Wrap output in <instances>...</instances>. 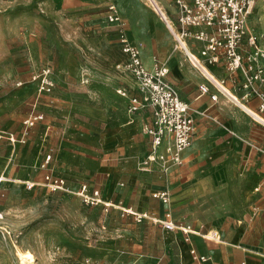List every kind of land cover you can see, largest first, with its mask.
Segmentation results:
<instances>
[{"label": "rangeland", "instance_id": "1", "mask_svg": "<svg viewBox=\"0 0 264 264\" xmlns=\"http://www.w3.org/2000/svg\"><path fill=\"white\" fill-rule=\"evenodd\" d=\"M137 1L155 14L149 0ZM160 3L174 13L173 0ZM107 7L90 0H0V226L6 228L0 230V264H26L24 253L35 256L34 264H172L177 252L179 264H189L181 243L162 228L106 215L75 194L79 182H87L136 208L158 209L153 185L138 169L150 148L144 128L151 117L140 116L137 132L130 123L138 117L116 92L117 86L134 92L136 85L120 68L125 59ZM253 9L249 27L264 45V0ZM45 68L55 90L39 96L30 77ZM33 113L44 120L24 138ZM211 126L206 124L210 133ZM240 141L243 146L220 149L216 141L204 147L173 183L178 217L219 230L227 243L238 236L244 211L264 196L258 180L264 179V154L250 155ZM49 156V172L72 182L70 191L53 193L44 185L42 165ZM119 181L126 183L122 194L114 193ZM231 181L239 188L229 187ZM242 240L252 261L264 260L255 253L263 236L249 231ZM211 257L215 264H241L245 254L223 244L213 247Z\"/></svg>", "mask_w": 264, "mask_h": 264}, {"label": "built area", "instance_id": "2", "mask_svg": "<svg viewBox=\"0 0 264 264\" xmlns=\"http://www.w3.org/2000/svg\"><path fill=\"white\" fill-rule=\"evenodd\" d=\"M257 1L174 0L177 11L175 21L171 20L165 11L159 10L161 13L158 12L157 15L172 33L177 50L184 52L189 62L221 93L224 94V87L210 76L208 66L218 65L220 60H224L230 75L241 70L246 80L244 89L248 91L245 98L252 95L259 98L260 112H264V91L258 87L264 85V45L261 44V38L249 27V20ZM109 12L108 22L117 25L122 52L127 57V62L120 65V68L133 77L138 91L137 97H130L125 89L119 90L118 94L128 99L132 113L147 108L153 112L154 120L144 128V132L151 139L150 151L139 163L138 169L146 174H152L157 170L163 177L168 178L172 169L183 165L184 152L192 145L195 137L193 109L188 102L180 98L178 89L167 80L169 68L155 62V68L148 70L143 63L141 49L128 39L117 8L111 6ZM195 48L199 50V56L194 53ZM30 83L36 85L39 96L51 95L55 90L54 77L47 68L34 73L30 77ZM22 85L23 83H20L19 86ZM200 91L209 94L210 87L201 85ZM211 99L218 101L215 95L211 96ZM202 115L205 116L204 113ZM253 116L264 123L260 116ZM43 120V114L33 113L24 123L26 131L24 138L30 129ZM8 136L15 143V137L12 134ZM3 137V134H0V140ZM50 161L49 156L42 165V169L47 171L44 185L53 193L70 191L65 178L49 172ZM25 184L29 190L35 188L34 182L28 181ZM123 186L121 184L120 188ZM75 194L85 206L101 208L106 215L117 211L121 217H131L139 224L152 221L168 232L178 230L183 233L185 241H190V237L196 235L204 240L221 242L215 231L204 232L174 222L169 189L152 193L153 199L168 208L162 218L148 212H138L126 206L121 200L107 199L100 189L88 184H82ZM258 214H261L264 220V209H255L254 217ZM191 255L200 264L208 260L199 256L196 250H192Z\"/></svg>", "mask_w": 264, "mask_h": 264}, {"label": "crops", "instance_id": "3", "mask_svg": "<svg viewBox=\"0 0 264 264\" xmlns=\"http://www.w3.org/2000/svg\"><path fill=\"white\" fill-rule=\"evenodd\" d=\"M90 1H92L94 4H99L101 6L108 5L106 12L107 19L110 13V7L115 6L117 8L118 13L124 24L125 32L128 39L141 49V57L146 68L148 70H153L155 68V62H158L159 64L164 66L166 65L170 71L167 76V80L178 89L180 98L191 105L193 109L192 116L195 118L196 123V131L192 145L184 152L183 165L180 168L172 169L171 173L168 175V178L163 177L162 174L161 176H158L156 175V172L152 174H146L141 172L140 173L143 174L144 177L149 178L150 183L153 185L152 193L168 189L171 191L170 206L173 214V220L175 223L182 224L185 226H192L195 230H204V232L215 231L219 235L221 242L208 241L206 239L204 240L202 237L196 235H192L190 237V241H185L183 233L178 230L168 232L164 230L162 226L154 224L152 221H144L143 223H151L156 227L162 228L166 233L171 234L177 242L181 243V247L185 249L186 254L188 255L187 258L189 259V264H200L195 259H193L191 255L192 250H196L199 256L206 257L208 259L204 264H215L214 259L211 257L213 247L221 246L223 244L233 246L234 248L239 251H242L245 254V259L241 262V264H264V260H251L252 258L247 255L249 248L244 244L242 240V236L249 231L256 232L257 235L259 234V236L261 235V238L262 236L264 238V220L262 218V215L258 214V216L254 217L255 209H264V196L261 198V200H257L250 207H248L246 211H244V213L241 215L238 221V236L231 243H227L223 239V234L220 233L219 230H215L205 223L195 224L190 223L188 221L186 222L180 217H178L175 211L176 201L173 183L179 180L181 174L183 173V171H185V166L187 168V166L191 164V162L198 161V159L202 157L204 147H212L213 145L216 146V141L221 142L220 149L227 147L228 145L243 146L242 143H240V140H243L246 141V143L248 144V147L246 148L250 155L259 152L261 154H264V123L256 117L254 118L253 116L255 114L259 115L260 118L264 120V112H260L261 101L259 98L253 95L251 97L245 98L248 91L244 89L246 80L244 78L243 72L241 70H238L235 74L230 75V73L226 69V64L224 63V60H220L218 65L208 66L210 76L218 83L220 82L225 89H227L229 92L232 93V95H234L235 98H238V101L240 102L238 103V101H232L230 98H227L225 94L218 91V89L212 85L211 81H209V79L205 75H203L202 72H200L193 64L189 62L184 52L182 53L181 51L177 50L172 33L167 28L165 23H163L162 21L160 22L158 18H156L158 15L153 10L152 11L157 16L149 11L147 12L146 10L141 9L137 0ZM158 1L160 2V0ZM159 2L158 4H161ZM173 5L174 13L169 11L171 14L170 16L168 15V11H166V13L171 20L175 21L177 11L174 4V0ZM160 6L162 7V5ZM166 6L169 7V5ZM150 22H153L156 25L158 32H156L151 27L152 25L150 24ZM109 25L113 30V33L118 42L120 52L122 53L126 63L127 57L122 52V47L118 34V27L116 24L112 23H109ZM245 48L249 51L247 47ZM195 52L199 54V50L196 48L194 49V53ZM126 74L130 76V79H132L134 81V84L136 85V82L133 77L128 73ZM114 78L116 79V81H119V79H123L121 75H115ZM201 85H208L210 87L209 94H203L200 91ZM258 87L260 90L264 91V85H259ZM121 89H125L130 97L138 96L137 85L134 89V92L131 89L129 90L125 87L117 86V94L118 91ZM213 95L217 96L218 101L215 102L211 99V96ZM119 96L124 101L129 114L138 117L130 123L131 125L136 124L134 128L137 132H140V116L148 113L151 119L150 121H148L147 124H145V126L152 123V120H154V118L151 109L147 108L132 113L129 109L128 99L122 97L121 95ZM202 113H204L205 116H201ZM206 124H211L214 126L221 125V127L218 129H214V126H211L212 133H210L209 130L206 129ZM146 136L148 135L146 134ZM149 151L150 148L147 154L149 153ZM258 180L262 185L264 179L259 178ZM67 183L69 188H71L70 184L72 182L67 181ZM79 184L80 185L77 190L82 184L89 185V183L87 182H79ZM121 184L124 185L122 188H120ZM261 185H259L260 187L256 188V192L260 193L262 187ZM229 187L238 189L239 185L236 181H231L229 182ZM125 189L126 183L124 181H119L114 187V193L122 194ZM103 195L107 199L121 200L115 198L114 195H109L105 192H103ZM121 201H123L126 206L132 207L138 212H148L156 215V217L159 218H162L168 209L166 206H163L158 200L155 199H153V201L157 203V210L136 208L133 205L126 203L124 200ZM112 213L120 215V213L117 211H113ZM125 218H129L134 221V219L131 217ZM200 243L204 245L205 250H201L199 246ZM256 246H258L257 248L259 250L255 253L257 254V256L259 255L264 259V240L262 243H258ZM172 259V264H179V253L177 252Z\"/></svg>", "mask_w": 264, "mask_h": 264}, {"label": "bare ground", "instance_id": "4", "mask_svg": "<svg viewBox=\"0 0 264 264\" xmlns=\"http://www.w3.org/2000/svg\"><path fill=\"white\" fill-rule=\"evenodd\" d=\"M158 0H149V3H150V5H151V7H152V10L155 12V13H157L158 14V12L159 13H161L159 10H162V7L160 6L161 4H158ZM160 3V2H159ZM163 11V10H162ZM164 12V11H163ZM220 83V82H219ZM221 84V83H220ZM223 91H225L224 92V94L226 95V97L227 98H230L232 101H236L237 102V100H239L238 98H235L234 97V95H232V93L231 92H229L227 89H225L224 88V90ZM245 111V110H244ZM256 115V114H255ZM257 116H259V115H257ZM7 218V217H6ZM0 219L1 220H3V221H5V217L3 216V214L2 215H0ZM3 223H5V222H3ZM5 227H4V229L0 226V230H3V231H5ZM23 256H24V258H25V260L26 261H24V263H26V264H34L35 263V256L34 255H32L31 253H24V254H22ZM21 255V256H22Z\"/></svg>", "mask_w": 264, "mask_h": 264}]
</instances>
